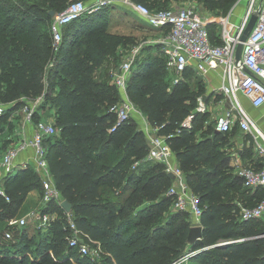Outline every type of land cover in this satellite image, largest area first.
<instances>
[{"label":"trees","instance_id":"trees-1","mask_svg":"<svg viewBox=\"0 0 264 264\" xmlns=\"http://www.w3.org/2000/svg\"><path fill=\"white\" fill-rule=\"evenodd\" d=\"M70 1L0 0V98L12 102L5 116H16L21 97L42 94L44 103L55 107L57 131L42 137L49 172L62 199L71 204L72 220L99 250L96 264H175L184 255L189 264H264V225L260 218L240 219L237 205L256 203L264 188L243 186L236 173L218 174L228 153L217 141L235 128L216 132L214 123L203 126L207 110L196 111V106L205 85L191 89L184 78L173 81L159 51L143 53L157 45L119 30L118 22L105 17L104 7L88 8L65 24L61 40L53 45L50 31L44 29L51 20L48 11L57 13ZM131 1L162 9L173 0ZM202 1L211 11H224L234 0ZM214 26L209 23L207 29L211 40L219 42ZM144 27L154 32L150 38L156 35L155 28ZM140 42L126 82L127 96L158 126L198 198L202 233L191 244L186 235L192 223L185 211L173 208V197L167 194L169 173L158 162L133 165L146 155L147 144L129 119L117 121L108 110L120 98L110 77L113 69L104 79L97 75L103 63L118 61ZM191 71L187 68L183 75ZM38 112L34 121L40 119ZM189 114L190 127L181 126ZM2 130L0 123V134ZM9 139L0 145L1 153ZM142 168L144 173H138ZM1 182L9 200L0 196V222L16 214L30 190H41L29 166L9 171ZM40 209L56 211L57 216L36 235L8 223L0 229V264H90L67 244L61 205L48 202ZM6 229L11 238L4 237ZM223 241L228 243L217 245Z\"/></svg>","mask_w":264,"mask_h":264},{"label":"built area","instance_id":"built-area-1","mask_svg":"<svg viewBox=\"0 0 264 264\" xmlns=\"http://www.w3.org/2000/svg\"><path fill=\"white\" fill-rule=\"evenodd\" d=\"M130 10L140 16L144 22L155 28L156 35L149 41L158 47L159 53L165 58L166 69L174 74L173 81L183 78L184 71L191 68L197 75L204 76L209 72L218 73L219 85L215 89L228 96L232 113L226 112L215 116L214 128L218 131H229L235 125L238 130L249 135L253 148L262 158L259 167L239 165L237 174L243 186L254 190L264 187V134L257 122L251 117L240 101V96L247 98L251 105L258 107L264 103V0H246L243 11L237 18L232 11L220 16H203L191 2L187 0L179 4H171L167 8L150 9L145 4L131 0H121ZM81 0L70 1L64 9L54 13L49 23V31L53 45L59 43L62 28L77 18L87 8ZM255 15L252 28L242 41L239 59H236V47L250 16ZM209 23L217 26L216 36L219 42H213L207 29ZM141 42L133 45L122 61L111 72V81L117 87L120 98L110 104L108 110L117 121L127 120L130 116L142 112L128 98L126 82L134 57L138 53ZM42 94L23 101L19 110L23 123H31L33 130L29 135L10 142L0 155V196L9 200L2 186L1 179L9 171L29 166L39 177L41 183V205L48 202L60 204L62 197L56 188L48 168L42 137L57 131L49 119L33 120V114L42 99ZM1 108V103H0ZM207 110L201 96L197 97L196 111ZM15 112V111H14ZM192 114L185 116L181 126L190 127ZM143 117V116H142ZM141 131L147 141L146 157L163 164L164 170L173 175L167 194L173 197V208L185 211L192 225L199 224L201 207L198 198L189 189L182 171L177 165L173 152L165 137L158 134V126L150 124L143 117ZM31 149V153L18 161L21 152ZM240 219L264 217V195L254 204L237 203ZM40 206L28 215L37 228L47 227L56 218V211H42ZM66 218V241L78 254L86 255L91 241L74 223L70 212L63 209ZM26 217L17 219V225H23ZM10 224V223H8ZM4 237L11 238L9 229L4 230ZM264 234V232L262 233ZM186 255L180 259L184 260ZM176 264V263H175Z\"/></svg>","mask_w":264,"mask_h":264},{"label":"rangeland","instance_id":"rangeland-1","mask_svg":"<svg viewBox=\"0 0 264 264\" xmlns=\"http://www.w3.org/2000/svg\"><path fill=\"white\" fill-rule=\"evenodd\" d=\"M85 6H90V4H92L91 6L94 7H104V9L106 10V14L105 17H107L108 19H110L112 22H118V27L119 30L123 31V32H130L132 34H134L137 38L138 41H143L144 44H153L151 43V41H149L150 36L154 33L153 31H147L144 27V24L151 27V25L147 24L146 22L143 21V19L138 16L135 12H133L132 10H130L128 8L127 5H125L121 0H81ZM187 0H173L171 4H179L182 2H185ZM191 2L195 5L196 9L205 17H209V16H220L223 15L224 13H228L230 11H232L235 15V17L237 18L238 14H240L243 9H244V4L246 2V0H234L230 6L224 10L221 11V9H215L214 11H211L208 9V7L203 4L202 0H191ZM88 9V8H87ZM144 23V24H143ZM215 27V26H214ZM153 28V27H152ZM44 29H46L49 33V23L47 22L46 24H44ZM214 31H217V26L214 28ZM158 51V49L156 48H151L148 49L146 51H144L143 53H146L148 55H155V53ZM160 61L163 60V57L160 56ZM123 59V54L121 55L120 59L118 61L112 62V59H109L108 62L103 63V65L101 66L99 72H98V77L100 79H104V77L106 75L109 74L110 69H115L116 67H118V65L120 64V62ZM174 77V74L171 72V77ZM184 81L187 82V84L189 85V87L191 89H196L199 86V83H202L203 85H205L206 87V83L203 80V78L199 75H197L196 73H194L193 71L189 72L187 75H183ZM182 78V79H183ZM47 85H45L44 87V91H46ZM55 90H52V93H54ZM52 95V94H51ZM216 100H218V103L220 106H216L213 105V107L211 108L210 111H207V117L205 118L206 122H203V126L205 125H209L211 126L212 123H214V118L215 116H217L218 114H220L219 112L221 111V109H223L225 106H229V100H228V96L223 95L220 92H217L216 94ZM228 97V98H227ZM24 101L28 100L30 98L27 97H21ZM0 103H1V108H0V114H4L3 118L1 119V126L3 128L2 130V134H0V145L6 141L7 138H10L9 141L12 142L13 140L16 139V135H15V131H14V127L16 128L17 126V122H19V118L21 115V112L18 109H16L15 112H17L16 116L9 114L8 116L5 114L9 111V108L12 105L11 101H3L0 98ZM135 106V105H134ZM137 108V106H135ZM37 117H39L40 119H49L51 121V123L53 124L54 128L57 129V127L55 126L56 124H54V120H55V107L53 106L52 102L48 101L46 103H44V98L42 96V99L40 100L38 106H37ZM142 116L146 119V117L142 114ZM141 115L136 114L135 116H130L129 117V122L131 127L134 130L140 131L142 137L144 138L146 144V138L144 136V134L141 132V126H142V122H144V119ZM146 121H148L146 119ZM201 130L196 132V136L199 137V135L202 133ZM226 136L217 141V146L219 148H223L224 151L226 153H228V161L225 163L224 166H221L220 170L218 171V174L220 175H232L233 173L237 174V170H238V166L239 165H244L241 161L240 163L237 162H233V160L231 159V157H235L237 156L240 152L239 151H243V153L246 155V157L250 156L252 152L251 150V144L252 143H243V139L245 138L248 139L246 134H243L242 132H240L237 128H235L234 130H232L230 133H226ZM237 140V141H236ZM238 144H242L239 145ZM2 147H0L1 149ZM1 154V152H0ZM146 162H151L153 163L151 160H149L146 155L141 159V160H137L134 161L133 165H138L139 163H143V165ZM144 167V166H143ZM146 167V166H145ZM145 168H142V171L138 172V173H144ZM34 192H33V191ZM31 191H29L23 201V203L21 204L20 208L17 210L16 214L11 217L8 218L4 221L0 222V229L3 228L4 224L6 223H10V225H14L16 226L18 229H25V231L28 234H33L36 235L37 232V227H35V224L33 223V221L30 220L29 218V213L34 210L35 208H37L39 206V204L41 203L40 201V197H41V192L38 188H34ZM248 193H250L251 190L247 189ZM235 200H239L240 197L239 196H235L234 198ZM245 203H247V201H243ZM242 202V204H244ZM173 210V209H172ZM20 217H26V222L23 225H17L16 221L17 219H19ZM260 223L262 225H264V217L260 218ZM225 242V241H223ZM89 247V251L85 256L88 259L90 264L93 263H98V261L100 260L101 256L99 255V250L92 245V243L88 244ZM176 264H189L188 261L186 260H181L179 259Z\"/></svg>","mask_w":264,"mask_h":264},{"label":"crops","instance_id":"crops-1","mask_svg":"<svg viewBox=\"0 0 264 264\" xmlns=\"http://www.w3.org/2000/svg\"><path fill=\"white\" fill-rule=\"evenodd\" d=\"M234 19H236V17ZM201 77L203 78V80L206 83V93H208V96H207V99L205 100V105L207 107V111H210L211 108L213 107V105L216 104V106L217 105L220 106L218 103V100H216L217 92L215 90L217 88V86L219 85V76H218V73L209 72L206 75L201 76ZM228 100H229V106H225L223 109H221V111L219 112L220 114L226 113V112L232 113L231 101L229 98H228ZM240 101H241L242 105L244 106V108L251 115V117L257 122L258 126L260 127V129L262 130V132L264 134V103L258 107H254L253 105H251L249 100L247 98L243 97L242 95L240 96ZM233 127L237 128L235 125ZM32 130H33V125L31 123L19 122L15 128L16 139L13 140L12 142L17 141L18 139H20L23 136L29 135L32 132ZM240 132H242V131H240ZM243 134H246V133H243ZM242 142L247 143V144L249 142L252 143L249 138L246 139V141L244 138ZM239 145H242V144H238V146ZM251 150L253 153H251V155L248 157H246V155L243 153V151H239L240 153L233 158L231 157V159L233 160V162L238 161L240 163V161H241L244 165L248 164L251 166H256V164H258L257 161H260L262 163V158L259 157L257 155V153L255 152V150L253 148V144H251ZM29 153H31L30 148L21 152L19 157H18V161L23 160L27 156V154H29ZM174 158H175V156H174ZM262 188H264V187H262Z\"/></svg>","mask_w":264,"mask_h":264},{"label":"water","instance_id":"water-1","mask_svg":"<svg viewBox=\"0 0 264 264\" xmlns=\"http://www.w3.org/2000/svg\"><path fill=\"white\" fill-rule=\"evenodd\" d=\"M48 14L50 16H53L54 12L52 10H49ZM254 21H255V15L252 14L250 16L249 20L247 21L245 28L243 29V33L240 36V41L238 42L237 47H236L235 56H236L237 60L239 59V56H240V52H241V48H242V41L245 40L247 33L249 32V30L252 28V26L254 24ZM207 96H208V93H205L201 97L202 101L205 102V100L207 99ZM215 131L217 132L218 130H215ZM169 175L171 178L173 177V175L171 173H169ZM60 205L66 212H70L71 204L66 199H62L60 202ZM201 233H202L201 224L191 225L189 227L187 235H186V242L189 244L193 243L196 239L200 238ZM227 243H228V241L227 242L226 241L225 242H219V243H217V245H225Z\"/></svg>","mask_w":264,"mask_h":264}]
</instances>
